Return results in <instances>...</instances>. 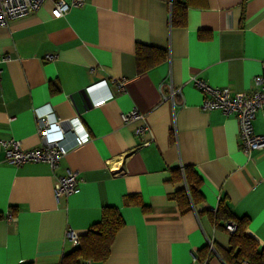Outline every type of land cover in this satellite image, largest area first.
Listing matches in <instances>:
<instances>
[{"label": "crops", "instance_id": "obj_1", "mask_svg": "<svg viewBox=\"0 0 264 264\" xmlns=\"http://www.w3.org/2000/svg\"><path fill=\"white\" fill-rule=\"evenodd\" d=\"M56 1L0 25V53L9 55L0 63V264H75L68 255L78 245L67 230L85 234L104 206L117 207L123 225L107 258L90 264H190L193 254L225 264L215 248H228L230 235L209 213L221 200L264 244V148L244 151L235 116L202 110L190 81L255 89L254 76L264 73V0H187L183 26L171 25L167 0H85L61 16ZM138 44L167 57L138 71ZM100 80L107 86L86 90ZM171 87L179 88L173 97ZM133 108L149 126L144 138L133 133L138 121L122 122ZM37 112L63 122L49 134L69 146L54 170L5 159L1 140L41 144ZM74 116L90 136L80 145L66 121ZM252 124L264 134V108ZM189 166L201 197L182 211L173 193L185 187L180 173ZM65 168L77 172L79 191L57 201L54 183Z\"/></svg>", "mask_w": 264, "mask_h": 264}, {"label": "built area", "instance_id": "obj_2", "mask_svg": "<svg viewBox=\"0 0 264 264\" xmlns=\"http://www.w3.org/2000/svg\"><path fill=\"white\" fill-rule=\"evenodd\" d=\"M45 0H0V25H6L9 20L23 17L41 7ZM85 0H57L53 9V14L61 16L65 14L71 7L83 5ZM51 58V54L46 55ZM9 58L8 54L0 53V63ZM264 66V65H263ZM190 81L202 93V101L200 108L205 111L213 109H221L227 115H234L238 123L240 145L250 154L251 151L261 150L264 148V134L256 133L253 130V119L259 109L264 108V73L254 76L255 89L251 92L247 91H232L226 86H212L204 80L191 76ZM123 79L117 82L119 89L123 90ZM107 86L104 80L95 82L87 86L86 90L92 94L98 86ZM179 92V88L171 87L170 96ZM111 96L110 91L107 94L99 95L92 100V106L102 105L108 97ZM77 116L69 118L66 121L69 123V128L73 133L75 145H80L89 140V134L86 131H81L79 119ZM123 124L129 125L135 121L138 124L133 127L135 135L144 138L149 134L150 129L145 122L144 115L136 108L121 114ZM62 120L55 118L51 112H37L36 124L37 134L41 140L39 146L32 148H23L20 141L15 138H7L1 140L4 148L5 159L14 165H20L25 162H46L54 170L59 167L60 160L63 158L69 146L61 140L49 139L50 129L52 126L62 128ZM149 139H142L141 145H147ZM123 169L120 167L113 170V173H120ZM79 177L77 172L71 168H65L63 174H57L54 183V196L57 201L61 197L79 191ZM12 218L10 214L7 216ZM226 229L232 232L236 226L232 222L225 224ZM66 238L72 245L80 244L79 234L73 230H67ZM209 247L213 249L212 244ZM90 260H84L80 264H90ZM190 264H208L207 258H201L199 254H193Z\"/></svg>", "mask_w": 264, "mask_h": 264}, {"label": "trees", "instance_id": "obj_3", "mask_svg": "<svg viewBox=\"0 0 264 264\" xmlns=\"http://www.w3.org/2000/svg\"><path fill=\"white\" fill-rule=\"evenodd\" d=\"M170 8V23L173 26H183L186 22L187 0H167ZM136 67L143 71L148 67L164 60L167 51L154 46L138 44L135 48ZM181 176L185 181V187L173 193V198L179 203L181 210L186 211L201 197L199 184L200 177L192 167H184ZM131 199V198H130ZM130 199H127L129 201ZM136 197L133 199L135 202ZM213 222L225 230L226 221L235 224L236 229L229 232V247L215 248L225 264H264V244L246 230L245 218L237 219L229 211L222 200L215 211H210ZM123 225V219L119 209L115 206H104L100 220L95 223L85 234L79 235L80 244L68 257L74 259L75 264H80L78 259L103 261L109 254V247L115 233ZM206 248V247H205ZM208 249V247H207Z\"/></svg>", "mask_w": 264, "mask_h": 264}]
</instances>
